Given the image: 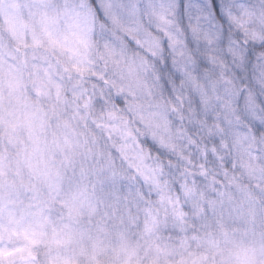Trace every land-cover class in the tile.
<instances>
[{"label": "clouds", "instance_id": "9594fccd", "mask_svg": "<svg viewBox=\"0 0 264 264\" xmlns=\"http://www.w3.org/2000/svg\"><path fill=\"white\" fill-rule=\"evenodd\" d=\"M0 264H264V0H0Z\"/></svg>", "mask_w": 264, "mask_h": 264}]
</instances>
